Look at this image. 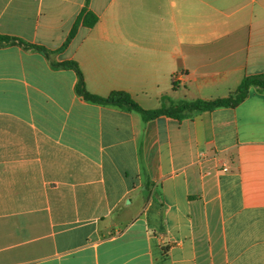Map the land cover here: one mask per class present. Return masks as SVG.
<instances>
[{
  "label": "crops",
  "instance_id": "1",
  "mask_svg": "<svg viewBox=\"0 0 264 264\" xmlns=\"http://www.w3.org/2000/svg\"><path fill=\"white\" fill-rule=\"evenodd\" d=\"M86 0H0V33L50 50ZM51 59L0 45V264H264V92L182 119L143 108L264 73V0H88Z\"/></svg>",
  "mask_w": 264,
  "mask_h": 264
},
{
  "label": "trees",
  "instance_id": "2",
  "mask_svg": "<svg viewBox=\"0 0 264 264\" xmlns=\"http://www.w3.org/2000/svg\"><path fill=\"white\" fill-rule=\"evenodd\" d=\"M88 0L80 13L77 15L72 27L63 42V44L54 50H50L43 45L27 42L19 37L1 34L0 33V45L4 44H19L25 48L33 49L47 58H52L56 53L63 51L74 37L78 26L80 24L91 27L97 20V16L87 8ZM51 65L54 68L72 69L77 77L75 84L76 93L84 100L101 104L111 105L119 108H123L130 111H135L140 114L143 120L154 119L160 115L170 116L176 119H182L189 116L193 112L212 110L216 107L222 106H235L242 101L248 94L250 87H255L264 92V73L250 74L244 76L237 85L234 92L226 97H217L213 99L196 98L193 100L182 99L175 103L168 105H162L155 109L143 108L138 102H136L128 92L121 90H114L107 96H101L90 92L85 85L83 73L74 60L54 61L51 60Z\"/></svg>",
  "mask_w": 264,
  "mask_h": 264
},
{
  "label": "rangeland",
  "instance_id": "3",
  "mask_svg": "<svg viewBox=\"0 0 264 264\" xmlns=\"http://www.w3.org/2000/svg\"><path fill=\"white\" fill-rule=\"evenodd\" d=\"M187 100H190V99H187Z\"/></svg>",
  "mask_w": 264,
  "mask_h": 264
}]
</instances>
